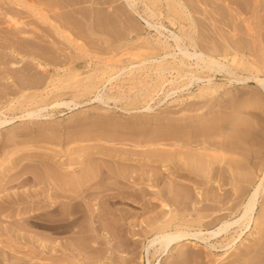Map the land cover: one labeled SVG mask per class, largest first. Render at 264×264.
<instances>
[{
	"label": "bare ground",
	"instance_id": "obj_1",
	"mask_svg": "<svg viewBox=\"0 0 264 264\" xmlns=\"http://www.w3.org/2000/svg\"><path fill=\"white\" fill-rule=\"evenodd\" d=\"M124 1L148 28L152 31L155 30L166 40L158 38L151 42V47L155 49V55L154 52L150 56L146 55L138 64L131 63L126 66L118 63L109 64L107 67L115 72L110 73L100 83L98 80L96 81L95 75L88 76L91 77L90 80L88 77L81 78V70L87 66L84 63H80V66H72V61L67 62L66 64L69 66L64 71L65 75H62V71L59 70L61 63L55 59L58 56L54 55L57 50L49 45L45 46L50 50L47 51L48 54L54 53L52 57L50 56V61L45 53L32 52L29 49L30 46L39 48L42 46L41 43L26 37L20 41L19 34H28L25 23L15 18L7 9H0V15H5L11 22L7 28H0V48L8 50L11 54L17 51L18 55L23 54L20 56V62L26 61V66L32 59L37 61V66L46 72L49 66H53L55 69V72L48 76L41 72V75L35 77L30 71L27 73L21 71V74H15L12 69L13 65H17V61L11 60L12 69L0 70V80H10L14 76L17 78L13 80L14 85H9L0 91V126L12 123L15 119L34 121L48 115L43 112L48 109L50 103H41L39 98L45 96V93L38 89L51 84L55 88L48 90L50 92L56 90L55 92L59 93V90L73 88L78 91L79 95L93 94L92 100L90 99L93 101L92 103L99 102L109 107L111 100H120L121 96H111L103 93V90L114 79L125 73L128 67L141 66V64L154 66V69L147 66L140 67L142 72H150L146 76L151 77L150 82H154L153 85L164 80L163 83L160 81L162 84H158L154 95L150 94L149 88L147 89L148 92L144 96L146 103L143 106L146 111L151 112L150 110L153 109L151 101L155 100L160 92L164 93L161 100L163 102L173 94L182 91L181 87L191 88L196 83L200 84L199 91L193 92L191 97H196L197 103L202 106L193 116L183 113L181 117L175 118L177 120L175 124H171L170 121L171 123H167L164 130L158 126L159 129L154 130V135L147 132V135L150 136L144 137L137 133L144 140L137 139L138 144L134 145L135 149L132 151H120L116 148L115 152L98 150L96 153L94 151L95 155L103 154L105 156L101 160L102 163L97 162V165L89 164L88 161L95 157L92 155L93 158L89 159L92 154V152L89 154L90 151H85V154L80 151L81 153L77 157H74L72 153L55 154L60 157L57 158L50 156L49 153L46 155L41 154L38 150L36 152L33 149L35 147L32 146L35 144L30 142L29 145L35 152L25 151L26 154L22 152V157L19 155L20 158L16 155L15 162L11 160L13 165L8 161L7 165H11L7 168L10 173H6L11 175L6 178L7 174H4L5 178L1 179L2 182L0 181V219L11 221L17 226L16 229L11 225L3 226L2 224L1 226L0 224V243L6 240L5 236L10 241L8 250L0 247V264H20L19 262L33 264L30 262L34 259L40 260L41 255L44 259L48 258L43 253L47 251L46 248H49V259L53 261L52 263L60 264L63 261L72 262L74 260L72 239L68 240L66 244L50 245L51 247H48L46 242L45 245L42 242L40 248L33 247L31 251L26 252L30 257L27 259L24 257L25 255L15 254L16 248L21 247L19 244L28 242L30 236L27 235L29 237L27 239L25 234L24 237L21 236L22 232L18 236L14 231L17 232L18 227L23 228V226L31 225L30 219L33 212L37 211L40 212L39 219L52 221L49 224L42 223L44 227L59 232H61V227H65V231H73L81 244L80 246L90 254V256L83 255L84 257L93 260L94 253L96 255L100 251L109 249L110 258L114 260L116 257L115 260L119 264H131L136 259H139L137 264H162L163 257L176 246L182 247L183 243L189 242L195 244L201 242L214 248L216 243L211 242L215 240L220 243V247L233 248L243 238L247 229L250 228L251 231V226L255 222V228L259 230L257 231L259 237L250 248L251 250L240 254L234 264H264V206L261 211L259 210L260 199L264 197V117L255 115L257 122L250 121L242 115L237 119L234 118L232 135L229 139L220 140L216 139L217 135L215 134L219 133L217 131L222 125L221 122L211 123L209 120L210 123H193L196 121L193 120V117L195 119L201 116L205 117L204 115L208 112L205 105L209 104L208 101L211 102V98L215 97L222 87V84L215 81L218 74L225 76L228 80L227 88H232L235 84L245 85L256 82L264 90V76L262 75L264 73V57L257 53V45L264 44V0H255L253 7L251 6L252 0H218L223 4L217 3L216 0H210L217 4L215 10L219 11L222 18L220 21L224 26L231 28L226 31L225 27H216L213 32L215 36L219 35V39L215 36L213 39L207 36L210 40L200 35V28L197 30L200 23L197 21L199 18H196L195 15L199 9L194 4L195 1L208 5L206 0H171L172 3L168 6L170 15L182 11L183 16H186L187 20L191 22L192 28L185 38L163 22V12L159 8L158 0L154 2L156 9L152 10L148 16H144L137 9L135 0ZM200 10L206 19L216 22V17H213L211 11L207 8ZM243 11L253 13L254 20H246L245 24L238 23L240 21L238 14ZM174 16L170 22L176 26ZM153 17H158L160 20L156 21ZM41 18L45 23H48L47 15ZM48 26L41 27L44 34L48 32L47 28H49L50 31L54 30L56 34L72 43L71 35H65L62 26L52 22ZM11 34L14 36H10ZM210 34L212 37V33ZM36 37L40 41L43 40L40 39V35ZM186 40L192 49L186 45ZM172 42L176 47L172 48L174 45ZM53 43L55 41H52ZM18 45L22 46L23 50L24 47H28L26 49L29 51L22 53ZM39 49L42 50V48ZM161 50L163 52L157 54ZM169 58L174 61L171 62L172 60H168ZM4 59L6 56H0V65L5 62ZM131 72L136 74L133 82L144 81L143 74ZM152 73L155 75H150ZM173 73H177L180 78H187L188 81L181 87H173V89L164 92L167 83L175 82L174 79L168 77V74L173 75ZM202 73L211 74L203 76ZM32 89L35 91L26 93ZM261 89L260 94H264ZM15 93L20 95L13 97L12 95ZM227 94L228 92H224L222 95L227 97ZM60 96L62 95L59 94L51 98H54V102L50 101L53 104L52 107L66 105L70 109H74L81 104L75 99L65 101ZM239 96L232 106L245 114L242 109V105L245 106V99L239 98ZM187 109L192 111V105ZM6 111H12L13 115L8 116ZM100 113L107 114L109 111L102 109ZM214 119L217 120V118ZM230 119L224 117L219 121ZM24 134L12 133L8 138L15 140L19 136L20 138L22 135L27 136L28 133ZM129 139L135 140L134 138L132 140L131 137ZM168 141H173L169 143L177 148H167ZM143 142L146 143L142 144ZM20 145H16L18 150ZM146 145L147 148L149 147L148 149H145ZM136 146L144 147L146 151L138 152ZM229 153L237 154V157H230ZM74 158H78V160ZM27 159L36 161L37 170L34 172V179L30 177L31 175L25 176L26 172H21L23 168L21 165ZM79 162L85 167L82 164L78 166ZM31 181L43 185L41 188L33 190L21 192L14 190V193L1 194L2 191H7L14 184H18L20 187L27 183L30 184ZM229 185H233L232 189ZM226 186L228 187L225 188ZM129 201L137 204V207L141 209L117 208L118 203L128 202L129 205ZM144 213L150 214L144 219L134 218V216L140 217ZM256 214H259L257 219H255ZM53 217L55 218L53 219ZM86 217L90 219L88 224L85 223ZM60 223L62 224L60 225ZM36 238L34 237V241ZM48 239L52 241L51 238L48 237ZM40 241L37 240V242ZM76 250L74 249V251ZM121 252L126 253L120 256ZM251 252L253 253L250 255ZM100 258L97 256L94 260L97 261ZM34 264L38 263L34 262Z\"/></svg>",
	"mask_w": 264,
	"mask_h": 264
},
{
	"label": "rangeland",
	"instance_id": "obj_2",
	"mask_svg": "<svg viewBox=\"0 0 264 264\" xmlns=\"http://www.w3.org/2000/svg\"><path fill=\"white\" fill-rule=\"evenodd\" d=\"M206 1L208 2V5L202 4L201 2H197V1H195L196 3L194 4H196L199 9L207 8L209 11H211L213 13V17L214 16L216 17L215 18L216 22L214 21L212 22L208 18L206 19V16H204L201 13V10L199 11L198 9L195 15L196 18L198 17L199 19H201V20L197 19V21L200 24L198 22L197 23L199 24V26L200 25L201 26L199 27L197 24L198 26L197 30L198 28H200L201 36L202 35L205 37L208 36L211 39H213V37L215 36L213 31L216 27H225L226 31L231 30V28L224 26V24L220 21L222 18L219 14V11L215 10L217 4L211 2L210 0H206ZM216 1L217 3H222L221 1L218 0ZM154 2H157V0H135L137 9L144 16H148L149 13L152 12V10L154 11V9H156L154 7ZM255 2H256L255 0L251 1L252 7L253 5H255L254 4ZM171 3H172L171 0H158V4L160 6L159 8L163 12V16H162L164 19L163 22L166 25H168L172 30H174L176 33H178L179 35L185 38V35L188 34L192 28L191 22L187 20L186 16H183L184 13L182 11H179L178 14H174L175 16L172 15L175 17L174 19L176 21V26L172 25L170 22L172 16L170 15L169 7H168ZM0 9L2 10L7 9L8 12L9 13L11 12L15 18L25 23L26 25L25 27L28 30L27 32L28 34L25 35L19 34L20 36L19 35L18 36L20 38L18 39L20 41H23V39L26 37L29 39H34L39 43H41L42 46H40L39 48H42V50H40L38 47L30 46L29 49L32 50V52L42 53V54L45 53V56H48L47 58L50 61V56L52 57L54 53L48 54L47 51L50 50L46 49L45 46L49 45L50 47H53L55 48V50H57V52L54 55L58 56L55 59L56 60L58 59L59 63H61L59 64L60 66L59 70L62 71V75H65L64 71L69 66V64H66L67 62L72 61V66L73 65L80 66V63H84L87 64V66L86 68L81 70V78L95 75L96 81L98 80L99 83L102 82L105 78H107V76H109L110 73L115 72L113 71V69L107 67L109 64L118 63L120 65H125V66L131 63L138 64L139 61H141L146 57V55L150 56L153 52L155 55V49L154 47H151L152 46L151 42L155 41L158 38H161V40L163 41L166 40L164 36H161L155 30L152 31L150 28H148L146 24L138 16H136V14L131 10V8H129L128 4L124 0H0ZM44 15L48 16V20H47L48 23H45L41 18V17L44 18ZM238 17L240 18L239 19L240 21H238V23L241 24H245L246 20L249 21L254 20L253 13L250 12L245 13V11H243L241 14H238ZM153 19L156 21L160 20L158 17H153ZM50 22L62 26L64 34L71 35L72 43L62 38L60 35L56 34L54 30L53 32L52 30L50 31L49 28L51 27L48 26ZM9 23H11L9 19L5 17V15L1 14L0 28H7V26H9ZM47 26L49 27L47 28L48 32H45L44 34L41 27L44 28ZM204 27L209 30H206ZM3 30L5 31V29ZM209 33H212V37L211 34L209 35ZM38 35H40L41 37L40 39H43L42 41L36 39L37 38L36 36ZM10 36H14V35L11 34ZM215 37L219 39V35L216 34ZM210 38L208 40H210ZM52 41H55V43H53L54 45L52 44ZM185 43H187L186 45L189 46L187 40L185 41ZM18 46L21 48V50L20 49L19 50L22 53L23 52L27 53L29 51L28 49H26L28 47L26 48L24 47L23 50L22 46L20 45ZM174 46L176 47V45L174 44L172 48H174ZM257 46H258L257 53L260 56L264 57L263 55L264 44ZM190 48L192 49V47ZM162 52L163 50L159 51L157 54H160ZM21 55L23 54L18 55V51L15 52L14 54H11L8 50H4L3 48H0V56H6V59L3 60L5 62H3V64L0 65V70H5V71L8 70L9 68L12 67L10 61L16 60L17 65L15 66L13 65V69L11 68L12 72L15 74L18 73L21 74V71L26 73L30 71L31 74H33V76L37 77L41 75V72H43L47 76L55 72L53 66H49L46 72V70H43L37 66V61L32 59H30L29 62L30 64L26 66V61L20 62ZM168 60L170 61L172 60L171 62L174 61V59L172 58H169ZM145 66L154 69V66L152 64H145V65L141 64V66L135 65V67L133 66H131L130 68L128 67L125 73H123L118 78L114 79L112 83H110L103 90V93L105 92L111 96H121L120 100L117 101L111 100L109 103L110 105L109 107L104 104L102 105V103L99 102L92 103L93 101L91 100L93 94L88 93L86 95L83 94L79 95L78 91H76V89L73 88H68L63 91L59 90L58 91L59 93L55 92L56 90L50 92L48 90L55 88V86L51 84L49 86L46 85L38 89L40 92L45 93V96H41L39 98L41 100V103L42 104L50 103V105H48L49 106L48 109L43 112L44 114H48V115L42 116L40 117L39 120L35 119L34 121H31L29 119L27 120L15 119L14 121H12V123L0 126V181L2 182L1 179H4L5 177L8 178L7 176L11 175V174H7L10 173L7 168L11 166L7 164L11 163L13 165L11 160H14L15 162L16 159L14 157L16 155H18V157L19 155L20 157H22L21 155L22 152L24 153L25 151L37 152L38 150V152L40 151L41 154L49 153L50 156H56L55 154L65 155L68 153H72L74 157H77L78 154H80L81 152L85 154L84 153L85 151L88 152L90 151L89 154L92 152L91 156L89 157L90 159L92 155L93 156L95 155L94 151L96 152L98 150L99 151L104 150L106 152L107 151L115 152L114 150L116 149L117 150L120 149V151H128V150L132 151L133 149H135L134 145L138 144L137 139L139 140L142 138L144 140L142 136L147 137L150 136L151 134L154 135V130L159 129L158 126H160V129L163 128L164 130V127H166V125L170 124L171 122H172L171 124H175L177 122L175 118L181 117L183 113H186L189 116H193L197 114L198 109L201 108L202 104L197 103L198 101L197 98L191 96L193 92L197 93L199 91L200 84L196 83L191 88L188 87L189 89L187 87L183 88L181 86H183L188 81V79L180 78V76L177 73L176 74L173 73V75L168 74L169 79H174L175 82L171 84L167 83V85H165L166 90H164V92L173 89V87H178V86L181 87L182 91L173 94L171 97H169L166 101L164 100L163 102H161V100L164 97V93L163 91L162 93L160 92L159 95L155 97V100L151 101L153 106V109L150 110L151 112L146 111L145 108H143V106L146 103L144 96L148 92L147 89L149 88L151 90L150 94L154 95V93H156L155 91L157 86H159L161 82L163 83L164 80H160L161 82L160 81L158 82L159 85L157 83L153 85L154 82L153 83L150 82L151 77L146 76V74H149L150 72L145 73L140 70V67L142 68ZM131 71L141 75L143 74L145 78L144 81L140 83L133 82L136 74H132ZM245 72L248 73L247 71ZM209 74L211 73H202L203 76H207ZM150 75L154 76L155 74L152 73ZM262 75L264 76V73H262ZM14 79H17L16 76L12 77L10 80L1 79L0 91L9 87V85H14L13 82ZM90 79L91 77L90 78L88 77V80ZM215 81L218 84H222V87L220 88L217 95L211 98L212 99L211 102L208 101L209 104L205 105L208 108V112L204 115L205 117L201 116L198 117V119L197 118L195 119V117H193L194 118L193 120H196L193 123L198 124L200 122H206V123H210V122L212 123L216 121L221 122L222 123V125H220L221 129L219 128V131H217V133L219 132L218 133L219 135L215 134L217 135L216 139L218 138V140H220L223 138L224 139L230 138V136L232 135V124L234 120L237 119L240 115L249 119L250 121L252 120L253 122L254 121L257 122V119L254 117L255 115L258 116L260 115L264 117V94H260L259 91L261 88L258 83L250 82L249 84H245V85L235 84L232 88H227L229 86L228 80H226L225 76L219 74L215 77ZM261 90L264 91L263 89ZM33 91H35V89L29 90L28 92L26 91V93ZM47 92H49L50 94H46ZM224 92H228L227 97H223L222 94ZM59 94L62 95L60 97L63 98L65 101H71L75 99L77 101H80L81 104L75 107L74 109H70L66 105L60 107L59 106L52 107L53 104L51 102H54L53 100L54 98L53 99L51 98ZM19 95H20L19 93H15L12 96L14 97ZM238 96L239 98L241 97L245 99L244 101L245 106L243 107L242 105V109L244 110L245 114L239 112V109L236 110L232 106L234 102L236 103V99ZM190 105H192V111L187 109V107H189ZM124 108H126L127 110ZM141 108L142 110H140ZM102 109H107L109 113L101 114L100 111ZM6 112L8 116L13 115L12 111H6ZM224 117L231 119L223 122L219 121L224 119ZM214 118H217V120ZM209 120L211 121L209 122ZM224 125L225 127H223ZM35 130H37L38 132ZM135 131L136 133H133ZM147 132H149L150 135H147L148 134ZM12 133L13 134L28 133V134H26L27 136L22 135L23 137L21 136V138L19 136L15 140L13 139L10 140L8 136ZM34 133L35 134L39 133V134L35 135ZM137 133L142 136L140 137ZM135 134L136 136L134 137ZM215 135H213L214 138ZM130 137L132 140L134 139L135 140L131 141L129 139ZM10 141L12 142L10 143ZM30 142L32 144H35V145L31 144L35 148L29 145ZM169 142H173V141H168L167 144L169 146H167V148L174 149L176 146H172L171 143ZM145 143L146 142H143L142 144ZM17 144L22 145L19 146V150L17 149L16 146ZM26 144L28 145L26 146ZM136 147L138 152L146 151L144 150V147H139V146ZM32 148L35 149V151ZM148 148L146 145L145 149ZM229 156L237 157V154L231 155L229 153ZM56 157L60 158L59 155H57ZM97 157L99 158V160ZM104 158L105 156L103 154H97L95 155L93 160L90 159V161L92 160V162L90 161L88 162L89 164L93 163L97 165L96 163L101 162V160ZM27 160L23 161V164L21 165L23 166L21 172H26L25 176L31 175L30 177L34 179L35 178L34 172L37 170L36 168L37 165L35 164L36 161H31L33 159H27ZM75 160H78V158ZM24 162L26 163L24 164ZM80 164L82 163L79 162V164L77 165L80 166ZM83 165L84 164H82V166ZM5 166L6 168H4ZM83 167H85V165ZM4 174L7 175L4 177ZM42 185L43 184L34 181H31L30 184L27 183L26 185L20 187H18L19 186L18 184H14L12 187L8 188L7 191H2L1 194H7L8 192L14 193L13 192L14 190L16 191L20 190V192L23 190H33L36 188H41ZM229 186L232 189L233 185H229ZM227 187L228 186H226L225 188ZM123 203L121 204L118 203L117 208L125 207L130 209V207H132L131 209L134 210L141 209L137 207L138 205L137 204L135 205L133 202H131L132 203L131 204L129 201V205L128 202H123ZM263 206H264V197H261L260 207H259L260 211ZM39 213H40L39 211L33 212V216L30 219L32 224L34 223L35 225L32 224L29 226L26 225L25 227L23 226V228L18 227V230L19 229L20 230L19 231L17 230V232L14 231L15 235L17 233V235L19 236L20 232H22L23 234L21 233V236L25 234L24 235L25 237H27L28 235L30 236V238L31 237L33 238L30 239L29 237H27V239L29 238L30 241L28 240V242L19 244V246L21 245V247L16 248L17 250V252L15 251L16 255L18 256L25 255L24 257H26L27 259L30 257L29 254L27 255L26 252L31 251L33 247L35 249L40 248L42 242L44 245L46 242L47 246L51 247L52 245L55 246L61 243L66 244L68 240L72 239L74 242L73 243L74 246H72L74 260L72 262L63 261L60 264L63 263L119 264L115 260L116 257L114 258V260L110 258L111 254L109 249L100 251V253H97L96 255L94 253L93 255L95 256L94 259L97 256L101 257L100 260L97 261L94 259L92 260L91 258L88 259L84 257L83 255L90 256V254H88V252H85V249L80 246L81 244L79 243V240L75 237L76 234L73 233V231H65V227H61L62 228L61 232H59L56 231L55 229L44 227L42 223L49 224L52 223V221L43 218L39 219L38 218ZM149 214L150 213H146V214L144 213L141 214L140 217L134 216V218L144 219ZM258 216L259 214H256L255 219H257ZM54 218L55 217H53V219ZM56 218H58V216H56ZM89 221L90 219L86 217L85 223L88 224ZM62 223H60V225ZM0 224L1 226L2 224L3 226L4 225L6 226V224L11 225L13 227H16L17 229L16 224L13 223L15 225L14 226L11 223V221H6V220L2 221V219H0ZM255 225L256 224L254 222V224L251 226L252 227L251 231L250 228L247 229L246 233L243 235V238L233 248L220 247V243L216 242L215 240L211 242V243H216V247L214 248H211L205 243H201V242L196 244L194 242L192 243L189 242L187 244L183 243L182 247L179 245L176 246V248H174L168 255L163 257L162 264H173V263L174 264L177 263L178 264H234L235 260L237 259V257H239L240 254L242 255L244 251L248 252L249 250H251L250 248H252L256 239L259 237V234L257 232L259 230L258 229L256 230ZM34 237L35 238L37 237L35 240L36 242L34 241ZM38 237H40L41 239ZM48 237L51 238L52 241H50ZM5 238L6 240L0 243V247L8 250L9 248L7 247L10 241L7 240V236H5ZM37 240L39 241L41 240L40 241L41 244L40 242H37ZM74 249L77 250L74 251ZM46 250L48 252L46 251L43 253L46 254L48 258L44 259L43 256L41 255V258L43 259L41 258L40 260L34 259L33 261L38 264H43V263L51 264L53 261L49 259L50 257L49 248H46ZM125 253L121 252L120 256L125 255ZM252 253L253 252H251L250 255ZM138 260L137 259L133 260L131 264H137ZM33 261L30 263L34 264ZM19 263L23 264L21 262ZM52 264H56V263H52Z\"/></svg>",
	"mask_w": 264,
	"mask_h": 264
}]
</instances>
